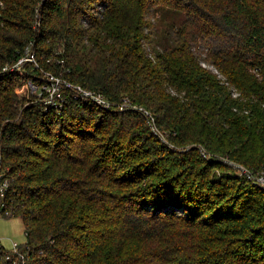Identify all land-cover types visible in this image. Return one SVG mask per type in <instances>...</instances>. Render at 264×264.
Wrapping results in <instances>:
<instances>
[{"label": "trees", "instance_id": "1", "mask_svg": "<svg viewBox=\"0 0 264 264\" xmlns=\"http://www.w3.org/2000/svg\"><path fill=\"white\" fill-rule=\"evenodd\" d=\"M29 47L41 69L11 71ZM45 72L113 107L34 103ZM239 166L264 172V0H0V172L27 234L0 264H264Z\"/></svg>", "mask_w": 264, "mask_h": 264}, {"label": "built area", "instance_id": "2", "mask_svg": "<svg viewBox=\"0 0 264 264\" xmlns=\"http://www.w3.org/2000/svg\"><path fill=\"white\" fill-rule=\"evenodd\" d=\"M27 62H35L37 64L36 54L32 47L27 49L25 56L22 57L15 66L11 67L10 70L14 71L16 69H21ZM44 74L45 78L43 79L44 85L42 86V92L45 93L44 102L47 105V108L62 107L69 97H72V99L80 98L86 101H91L104 109H110L113 107V103L102 93L96 92L80 84H76L68 79L55 75L52 72H45ZM119 109H135L136 111L141 112L149 120L153 131L156 134L159 133L156 127V118L153 112L149 109H146L143 106L134 105L128 98L123 101ZM238 168L245 172L250 179H253L254 183L264 187V172L254 175L241 166ZM7 171L2 170L0 172V216L4 217L12 214V209L7 206L8 191L11 186V179L8 176ZM21 246L22 245L17 242H13L12 250H10L9 254H19L24 260L25 255L20 253Z\"/></svg>", "mask_w": 264, "mask_h": 264}, {"label": "rangeland", "instance_id": "3", "mask_svg": "<svg viewBox=\"0 0 264 264\" xmlns=\"http://www.w3.org/2000/svg\"><path fill=\"white\" fill-rule=\"evenodd\" d=\"M148 48V46H147ZM204 48V47H202ZM36 62L38 64L37 58ZM32 63L39 68V64L37 65L35 62H27ZM27 63L25 64L27 66ZM24 65V67H25ZM38 81L33 83H28L19 89L22 93L27 91L30 93L32 98L34 99V103L42 102L45 97V93L42 92V86L44 85V78L45 74H41ZM43 82V84L41 83ZM219 172V171H218ZM238 173H241L238 171ZM27 241V234H26V227L25 224L20 217H8V216H0V243L5 247L7 250H12L13 242H17L20 245L25 244Z\"/></svg>", "mask_w": 264, "mask_h": 264}, {"label": "water", "instance_id": "4", "mask_svg": "<svg viewBox=\"0 0 264 264\" xmlns=\"http://www.w3.org/2000/svg\"><path fill=\"white\" fill-rule=\"evenodd\" d=\"M194 148H197V147H194Z\"/></svg>", "mask_w": 264, "mask_h": 264}]
</instances>
